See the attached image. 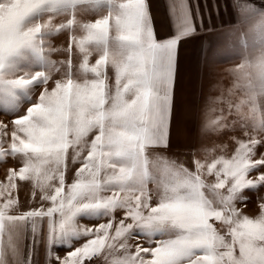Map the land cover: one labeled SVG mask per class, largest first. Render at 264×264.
Listing matches in <instances>:
<instances>
[{"label":"snow or ice","instance_id":"obj_1","mask_svg":"<svg viewBox=\"0 0 264 264\" xmlns=\"http://www.w3.org/2000/svg\"><path fill=\"white\" fill-rule=\"evenodd\" d=\"M234 10L226 45L241 62L201 131L242 136L230 155L190 168L163 154L178 42L195 32L188 0H173L165 39L147 0H0V111L13 117L0 121V163L20 165L0 181V264H33L41 242L50 264H264V202L254 217L237 207L264 188V8L235 0ZM64 33L66 46H55ZM70 164L79 167L69 183ZM19 182L40 207L15 211Z\"/></svg>","mask_w":264,"mask_h":264},{"label":"rangeland","instance_id":"obj_2","mask_svg":"<svg viewBox=\"0 0 264 264\" xmlns=\"http://www.w3.org/2000/svg\"><path fill=\"white\" fill-rule=\"evenodd\" d=\"M209 7L210 19L204 15V10L199 16L194 15L193 7L194 4H188L192 11V20L195 26V32L187 37L182 38L179 42H183L186 46L185 51L192 50L193 46H196V49L202 50L204 42V71L202 72V81L201 86H198V97L197 104L191 101V93L189 90L194 88V86H177L179 85L181 76L177 75L175 72V83H174V108L172 113L171 125H176L178 128H172L170 130V136L172 133L176 137V140H171V148L168 152L163 153L168 156L175 154L173 158H177L180 161L184 162L186 166L192 168L191 161L193 158L205 160L209 162L212 158L218 155H230L231 151L234 148V143L232 137L242 136L240 131H229L224 135H217L214 133H205L201 131V125L205 119L206 110L211 106L209 104L210 98H215L221 94V89H227L233 83V77L228 72V69L236 66L241 62V56L237 53L236 46L227 47V33L233 29V27L226 28L221 26V23L225 22V19L222 17V7L220 6V1L216 0V10L212 9L213 1L206 0ZM173 0H147L149 5V11L152 19V24L154 31L158 39L169 38L174 35L175 29L173 24V19L170 15V6ZM199 3L202 5V0H199ZM258 8H264V2H258L256 5ZM203 8V5H202ZM102 14V13H100ZM218 14V16H216ZM97 14L93 13H78V18L81 20H92L95 19ZM154 16H158L154 18ZM63 17L58 18L59 20ZM221 27L222 29H219ZM67 33L60 34L53 39V44L57 47L66 46ZM195 43H189L190 40H194ZM207 40V41H206ZM202 41V42H201ZM198 51V50H197ZM63 57L54 56L53 59H62ZM94 59V58H93ZM194 64L191 65L193 67ZM184 75V74H183ZM109 83H114V76L111 71H109ZM58 78V77H57ZM186 75L182 79V83ZM189 87V88H188ZM196 93V94H197ZM195 94V89H194ZM194 104V105H193ZM223 105H216V107H222ZM27 105H22L23 108H26ZM218 114V113H217ZM181 118V120H180ZM13 119L12 116L4 114L0 111V121L9 123ZM192 120V121H191ZM186 122V129L181 123ZM189 122H192L195 126V132L192 136V145L189 146L190 136L187 131V125ZM11 128H9V133ZM224 145L226 148L223 150L219 146ZM6 146V145H5ZM215 149V151H210ZM259 152L264 153V148H260ZM19 161L8 159L6 162L0 163V181H4L6 178L7 170L9 168H18ZM79 167V164L71 165V171L67 174V182H71L72 175L76 168ZM194 170V169H193ZM209 182H212L214 178L208 177ZM20 187L17 195L20 201V207L16 209V212L25 211L29 208L40 207L41 201L39 200V195L33 197L32 195V185L31 183L19 182ZM149 188H155L154 184H150ZM250 197L249 202L246 205L238 204L237 207L241 208L246 215L256 216L259 214V204L264 202V188L259 190H250L245 193ZM44 206L47 207L48 203L43 202ZM117 219L122 213H117ZM106 219L102 220H89L87 218H78V224L87 225L92 227L94 224L106 222ZM46 228V225H45ZM223 231V229H221ZM83 243V240L77 241L74 243L73 247L79 246ZM132 243V241H129ZM27 244V241H26ZM25 247V251H26ZM72 248L68 247H55L53 251L56 255L63 257L68 251H71ZM134 251V248L132 249ZM33 264H50V260L47 257V250L43 242L37 244L35 253L33 255ZM92 264H106V261L103 257H96L93 259Z\"/></svg>","mask_w":264,"mask_h":264},{"label":"crops","instance_id":"obj_3","mask_svg":"<svg viewBox=\"0 0 264 264\" xmlns=\"http://www.w3.org/2000/svg\"><path fill=\"white\" fill-rule=\"evenodd\" d=\"M212 1H213L212 9H214L217 12L216 0H212ZM219 1L223 11L222 17L225 19V22L221 23L220 25L225 26L226 28L237 27L239 25V22H238V14L234 10L235 0H219ZM247 2L254 4L256 6L258 2H264V0H247ZM190 3L194 4L193 7L194 15L196 16H199L200 14L203 15L202 10H204V15L210 19L209 7L207 5L206 0H202L203 8L202 5L199 3V0H190ZM216 16H218V14ZM157 17L158 16H154V18ZM219 29L222 28L219 27ZM204 42H203L202 50L201 49L199 50L198 48L196 49V46H193L192 50L190 51H185L184 49H182L185 48L186 45L183 42H178L177 51H176V65H175L176 76L179 75L183 79V77L186 75V78L184 80V83H182V79H181L180 80L181 84L179 85L176 84L175 86L176 88L177 86H194V88H192L189 91L191 93V101L194 102L195 104H197V97H198L197 90H198V86H201L202 72L204 71V56H203ZM189 43H195V39L190 40ZM192 64H194L193 67H191ZM194 89H195V94H194ZM181 124L184 125L186 129V122H183ZM172 128H178V127L176 125L173 126L172 124L170 125V130ZM194 129L195 126L193 125V123L189 122V124L187 125V131L189 132V136H190V142L188 144L189 146L192 145V136L194 135L195 132ZM171 140L173 141L176 140V137L174 136L173 133L171 136Z\"/></svg>","mask_w":264,"mask_h":264}]
</instances>
